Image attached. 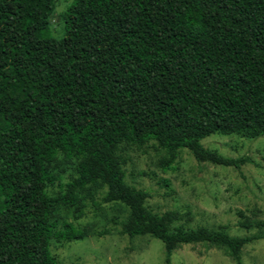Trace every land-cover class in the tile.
I'll return each instance as SVG.
<instances>
[{"label": "trees", "instance_id": "obj_1", "mask_svg": "<svg viewBox=\"0 0 264 264\" xmlns=\"http://www.w3.org/2000/svg\"><path fill=\"white\" fill-rule=\"evenodd\" d=\"M51 9L0 0V264H62L51 242L89 233L59 228V211L82 217L89 187L128 207L129 234L162 242L166 264L197 243L243 264L259 236L154 214L148 191L126 183L119 148L154 141L218 166L247 162L202 141L264 137V0H80L59 40L47 35Z\"/></svg>", "mask_w": 264, "mask_h": 264}, {"label": "rangeland", "instance_id": "obj_2", "mask_svg": "<svg viewBox=\"0 0 264 264\" xmlns=\"http://www.w3.org/2000/svg\"><path fill=\"white\" fill-rule=\"evenodd\" d=\"M51 4L47 35L59 40L80 0H51ZM202 145L247 162L239 168L218 166L197 160L187 149L171 152L154 141L123 145L119 156L125 181L148 191L146 207L154 214L176 212L179 219L174 226L225 231L232 237L259 236L242 248V262L264 264V137L213 135ZM106 192V187H89L78 219L73 210L59 211V228L70 222L89 235L82 241L53 240L52 255L62 264H166L164 244L150 234L131 236L129 208L104 202ZM171 264L236 263L225 248L197 243L177 245Z\"/></svg>", "mask_w": 264, "mask_h": 264}]
</instances>
